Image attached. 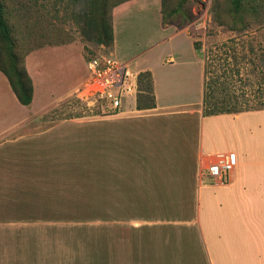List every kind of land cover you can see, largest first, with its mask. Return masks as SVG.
Listing matches in <instances>:
<instances>
[{
	"label": "crops",
	"instance_id": "0c3cea01",
	"mask_svg": "<svg viewBox=\"0 0 264 264\" xmlns=\"http://www.w3.org/2000/svg\"><path fill=\"white\" fill-rule=\"evenodd\" d=\"M134 1L126 0L112 12V49L117 45L114 17ZM163 27L174 28V34L184 31L173 25ZM185 35L190 59L175 61L169 56L165 61L177 65L173 66L177 69L185 65L199 71L198 107L188 105L181 110L200 115L194 134L197 144L193 150L186 145L190 141L188 122L145 121L176 112V105L165 98L168 93L163 92L161 76L155 69L164 64L153 60L154 64L143 62L137 71L132 69L150 72L154 105L137 108L138 90L119 111L95 116L121 120L106 121L96 128V184L99 186L101 179L106 186L97 188L100 196L86 207L110 210L109 219L101 220L109 222V231L81 238L79 252L87 258L80 264H264V157L256 151V127L245 118L264 109L203 115L205 63L192 36L186 31ZM70 45L26 54L24 64L33 83L29 105L18 101L0 71V195L7 187L6 193L14 201L0 199V264H72L69 216L32 219L16 213L22 209L71 207L63 200V154H39L35 143L41 138L65 142L71 138L70 120L30 119L56 107L85 79L87 73L83 76L81 71L86 68V60L81 51H71L64 56L78 59L79 77L67 86L64 78L54 77L49 81L52 92L47 100L45 90H37L43 74L37 64L42 59L39 51L48 50V56L58 57L52 51H64ZM119 60L137 66L131 59ZM213 123L231 128L229 133L219 135V144L210 134ZM227 151L236 152L238 157L230 181L222 185L201 181L200 158L206 153ZM47 160L58 163L53 168L42 167ZM42 185L53 188L52 196L45 197L52 201L41 204Z\"/></svg>",
	"mask_w": 264,
	"mask_h": 264
},
{
	"label": "rangeland",
	"instance_id": "374dc122",
	"mask_svg": "<svg viewBox=\"0 0 264 264\" xmlns=\"http://www.w3.org/2000/svg\"><path fill=\"white\" fill-rule=\"evenodd\" d=\"M125 1L106 0V15L112 14L114 8ZM3 2L6 7L5 16L17 41L19 54L26 56L51 46L71 44L70 48L64 51H52L56 52L58 57L48 56L47 54L51 53L48 50L39 51L42 52L40 56L43 60H37V64L43 74L37 90L44 89V98L47 100V95L52 92V89H48L49 81L54 77L64 78L66 86L79 77L78 63H76L78 59L72 58V55L66 58L64 55L71 54V51L77 53L81 51L86 60L90 54L96 53L99 49L100 44H94L84 39L82 35L81 15L86 3L83 0H3ZM243 13L246 17L258 14L264 19V0L246 3ZM232 15L230 0H137L127 5L124 11H117L114 17L117 45L114 49L109 46V49L113 50L116 57L122 60L131 59L134 65L137 64V66L130 64V68L135 71L143 62L153 63V60L155 62L159 60L162 65L164 64V67L160 65L155 69L161 76L163 92L168 93L165 98H168L169 104L176 105L173 108L176 112L158 117L156 120L155 116H151L145 121L169 120L168 123L174 124L179 121L188 122L190 126L187 131L190 133L188 136L190 141L186 145L191 150L197 144V137L194 134L201 118L198 114L183 113L184 111L181 110L186 109L188 105L191 108L198 107L201 98L199 71L186 68L185 65L177 69L173 67L177 65H170L165 61L169 56H173L175 61L190 59L189 41L184 37L185 31L198 43V52L204 60V69L207 70L204 75L205 81L214 87L218 97H229L235 102V106L241 108L248 106L254 108L264 104V20L245 22L244 26L242 23H237L232 29L230 26ZM166 25H173L177 30L184 31L174 34L175 29H165L163 26ZM72 66H76V69L75 67L72 69ZM83 69L81 75L84 76L87 69ZM83 81L56 107L33 114L30 118L40 121L64 118L70 120V140L66 138L65 142L64 140L48 142L49 140L41 138L35 143L39 145V154H63L62 159L65 161L60 162L64 163L61 166L65 169L63 200L71 207L22 209L16 212L17 216L28 215L32 219L69 216L72 264H80L87 258L81 256L79 252L81 238L92 236L96 232L109 231V222L102 223L101 220L109 219L110 210L95 209L86 205H93L100 196L96 191L97 188L106 186L101 183V179L99 186L96 184L98 174L95 168V132L98 130L96 128L106 121L121 120L120 117L95 118L108 112L98 108H88L86 103L76 96L80 94ZM245 118L256 127V151L264 157V110L248 113ZM210 127L211 137L213 140H218L217 144L221 133L231 131L229 126L223 124L220 128L216 123ZM245 137L248 138V133ZM54 163L58 162L47 160L42 167L49 168L54 166ZM41 188L43 191L39 194L38 202L52 201L45 197L52 196L53 187L42 185ZM6 189L7 187L0 195V199L9 198L8 203L14 204ZM27 195L30 196L29 193ZM27 200L31 201L30 198Z\"/></svg>",
	"mask_w": 264,
	"mask_h": 264
},
{
	"label": "trees",
	"instance_id": "16d2710c",
	"mask_svg": "<svg viewBox=\"0 0 264 264\" xmlns=\"http://www.w3.org/2000/svg\"><path fill=\"white\" fill-rule=\"evenodd\" d=\"M83 1L86 3V8L83 9L81 15V31L84 39L97 45L104 44L107 47L112 46V14L106 15V0ZM252 1L254 0H230L231 10L233 12L230 22L232 29L236 27L237 23H242V26H244L243 23L245 22L252 23L264 20L258 14H252L246 17V14L243 13L245 4L251 3ZM5 8V3L3 0H0V71L6 76L18 101L23 105H29L33 98V83L25 68V56L18 52L17 41L13 36L11 26L5 16ZM194 46L196 50L199 49L196 41H194ZM206 71L204 69V75ZM137 77L139 90L136 98L137 108L152 107L154 105V96L150 72L140 71ZM209 84V82L205 81L204 76L203 115L264 109V104L254 108L249 106L244 108L235 106V102H232L231 98L225 96L218 97L215 94L214 87Z\"/></svg>",
	"mask_w": 264,
	"mask_h": 264
},
{
	"label": "built area",
	"instance_id": "2783aa9c",
	"mask_svg": "<svg viewBox=\"0 0 264 264\" xmlns=\"http://www.w3.org/2000/svg\"><path fill=\"white\" fill-rule=\"evenodd\" d=\"M86 69V78L76 96L88 108L117 112L138 91V72L118 60L104 44L99 45L96 53L90 54ZM237 164L234 151L206 153L200 158L199 179L216 185L226 184Z\"/></svg>",
	"mask_w": 264,
	"mask_h": 264
}]
</instances>
